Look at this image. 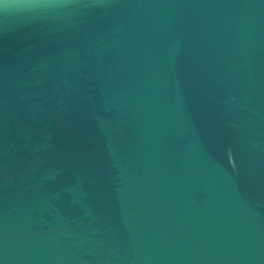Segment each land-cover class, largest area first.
I'll list each match as a JSON object with an SVG mask.
<instances>
[{"label": "water", "instance_id": "water-1", "mask_svg": "<svg viewBox=\"0 0 264 264\" xmlns=\"http://www.w3.org/2000/svg\"><path fill=\"white\" fill-rule=\"evenodd\" d=\"M0 264H264V0H0Z\"/></svg>", "mask_w": 264, "mask_h": 264}]
</instances>
